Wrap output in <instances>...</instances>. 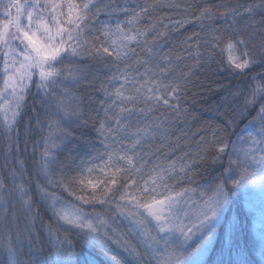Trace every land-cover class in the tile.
I'll list each match as a JSON object with an SVG mask.
<instances>
[{
    "label": "snow or ice",
    "instance_id": "snow-or-ice-1",
    "mask_svg": "<svg viewBox=\"0 0 264 264\" xmlns=\"http://www.w3.org/2000/svg\"><path fill=\"white\" fill-rule=\"evenodd\" d=\"M214 7L0 0V264H264V0Z\"/></svg>",
    "mask_w": 264,
    "mask_h": 264
},
{
    "label": "trees",
    "instance_id": "trees-1",
    "mask_svg": "<svg viewBox=\"0 0 264 264\" xmlns=\"http://www.w3.org/2000/svg\"><path fill=\"white\" fill-rule=\"evenodd\" d=\"M141 2L152 4L154 0H141ZM172 2L180 4L182 8L186 7L188 4L195 6V5H199L202 3H208V4L213 5V10H216L214 5L222 4V3H235V0H172ZM190 11L191 13L198 14V12H196L195 10V7H193ZM189 14H190L189 12L179 13V12L169 11V10L158 11L156 13V15L160 17L161 19H163L166 23L169 20L180 19L182 18L183 15H189ZM198 31H199L198 27H193L192 25H188L185 35L191 36L194 32H198ZM220 55H222L226 59L228 54L227 52H224ZM259 71L261 70L256 69V72H259ZM248 79H250V77L232 78L231 83L225 82V88H233V86L236 84H239L241 87H243L245 84V81ZM206 83H210V81H206ZM212 87L214 89L215 84H212ZM201 93L203 94L201 95ZM226 94L227 93L224 91H220L218 93L216 91H208L205 89H201L200 91L196 93L195 105H194V108L191 110L193 111V114L198 119L196 121H193L192 118L189 117L188 123L185 126L187 129V133L190 137V143H191V147L193 150L195 149L196 140L198 139L197 134L208 135L209 132L211 131V128L215 127L221 122L219 118L221 116L225 118H231L232 109L237 107V103L232 102L231 100H229L227 103H222L221 97ZM189 100H192L191 96H189ZM27 101H28L29 107L33 106L34 104L38 106L40 103L38 99L34 100L33 96H29L27 98ZM25 111H27V108H25ZM26 122L27 120L25 121V123ZM239 127H243V124H240ZM20 131L21 133H23L24 131L23 125L20 126ZM29 151H31V144L29 145ZM242 211L247 212V209H244ZM41 217L45 224L51 222L48 218V214H45L43 209H41ZM37 229L39 230V225L37 226ZM121 229L125 232L127 231V229L123 228V226H121ZM254 231L255 229L253 225V233ZM41 238H42V234H41Z\"/></svg>",
    "mask_w": 264,
    "mask_h": 264
}]
</instances>
